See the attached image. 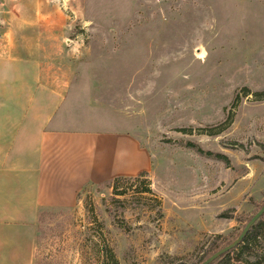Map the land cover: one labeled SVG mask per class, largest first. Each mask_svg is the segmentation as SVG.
<instances>
[{
    "label": "rangeland",
    "instance_id": "rangeland-1",
    "mask_svg": "<svg viewBox=\"0 0 264 264\" xmlns=\"http://www.w3.org/2000/svg\"><path fill=\"white\" fill-rule=\"evenodd\" d=\"M0 33L14 159L49 134L0 264H200L264 206V0H0ZM111 144L143 171L89 179Z\"/></svg>",
    "mask_w": 264,
    "mask_h": 264
},
{
    "label": "crops",
    "instance_id": "crops-1",
    "mask_svg": "<svg viewBox=\"0 0 264 264\" xmlns=\"http://www.w3.org/2000/svg\"><path fill=\"white\" fill-rule=\"evenodd\" d=\"M11 112L14 113L15 111H11V109H7L6 111L0 109V117H2V118H0V229L1 228L3 230L5 229V232L4 233L2 232L0 234V236H1V238L4 237L3 238V241H4L3 245L8 244L7 241H8V237H9L10 230H11V212L23 209V212H25V213H32L35 211V209H36L35 207L38 206L36 204L34 205L33 202L31 200H29L31 198V194H28L26 192L22 196L21 194L16 192L13 188H11V186H12L11 178L13 180H17V179H20V177H21L20 175L16 176V174L13 175L11 173V169H12L11 165L13 164V166H15V164H17V163L23 165V167H24L23 169L27 170V174H28L32 171V165L37 163L38 159H39L40 163L43 164L42 168L47 169L45 162L47 161V158H48V152L46 150L48 147L47 141L49 138V134H48L46 129L42 128L40 130L41 136L39 137V140L37 141L38 145L34 149H32L31 146H29L28 150L26 148H24L25 150H27V153H25L23 151V153L20 154L21 155L20 159H18V160L14 159L16 147H15L14 143L11 146V139H12L11 134L16 132L15 131L16 128H15V124H13L11 122V116L14 115V114H11ZM24 127L26 129H28L26 126H24ZM57 133L59 134V132H57ZM119 137H121V136L110 137V138L104 139V140L105 141L117 140V139H119ZM125 137H128V136H125ZM128 138L132 139L131 137H128ZM42 140H43V142H42ZM132 140L136 143L138 149L143 151V149L137 144V142L134 139H132ZM96 141H97V143H99L100 140H96ZM117 141H120V140H117ZM101 142H103V141H101ZM29 145H31V144H29ZM42 145H45L46 148L42 147ZM114 145H116V144H111L109 151L104 145H102L101 148H99V147L97 148V145L94 146L99 152H101V154H103L102 159L100 161H96V162L95 161L94 162H91V161L85 162L86 164L83 165V166H85L83 168H82V166H80L81 170L82 169H86V170L89 169L86 171L87 175L89 176V179L101 180V179H107L109 177L120 175V174H122V175H135L137 173H140L141 170L143 171L142 168L139 171L135 172L134 174H127V173H124L123 171H117L118 165H119V159L116 158V154H118V156L120 158L121 153L119 154V152H117V150L115 151ZM11 154L14 155V157H11ZM45 156L47 157L46 160H44ZM60 168H62V167H60ZM28 169H31L30 172H28ZM108 169L113 171L112 174H107L105 177H102L108 171ZM81 170H78V171H81ZM44 172H46V170H44ZM77 173L81 174L80 172H76L75 174H77ZM11 174H12V177H11ZM28 176L32 177V173L28 174ZM73 177L74 176H71L70 178H73ZM39 178H42V175H40ZM31 179L28 178V180H31ZM39 188L40 189L43 188V190H44L46 188V186L44 185V187H43L40 185ZM43 194L35 192V196L38 198H42ZM46 195H47V193H46ZM27 196L29 197V199L27 198ZM22 197L27 198V199L23 200Z\"/></svg>",
    "mask_w": 264,
    "mask_h": 264
},
{
    "label": "trees",
    "instance_id": "trees-1",
    "mask_svg": "<svg viewBox=\"0 0 264 264\" xmlns=\"http://www.w3.org/2000/svg\"><path fill=\"white\" fill-rule=\"evenodd\" d=\"M145 173L142 172L141 175ZM116 178L113 182L119 181ZM212 264H264V220L254 224L244 241Z\"/></svg>",
    "mask_w": 264,
    "mask_h": 264
},
{
    "label": "water",
    "instance_id": "water-1",
    "mask_svg": "<svg viewBox=\"0 0 264 264\" xmlns=\"http://www.w3.org/2000/svg\"><path fill=\"white\" fill-rule=\"evenodd\" d=\"M264 215V206L250 219V221L246 224L240 235L232 241L230 244L224 246L223 248L217 250L208 258H206L200 264H212L217 259L221 258L226 253L230 252L231 250L238 247L245 239L249 231L251 230L252 226L257 223V221Z\"/></svg>",
    "mask_w": 264,
    "mask_h": 264
},
{
    "label": "built area",
    "instance_id": "built-area-1",
    "mask_svg": "<svg viewBox=\"0 0 264 264\" xmlns=\"http://www.w3.org/2000/svg\"><path fill=\"white\" fill-rule=\"evenodd\" d=\"M3 36H2V34L0 33V39L2 38Z\"/></svg>",
    "mask_w": 264,
    "mask_h": 264
}]
</instances>
